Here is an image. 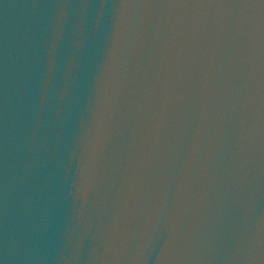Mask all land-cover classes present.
<instances>
[{
  "label": "water",
  "instance_id": "95a60500",
  "mask_svg": "<svg viewBox=\"0 0 264 264\" xmlns=\"http://www.w3.org/2000/svg\"><path fill=\"white\" fill-rule=\"evenodd\" d=\"M0 264H264V0H0Z\"/></svg>",
  "mask_w": 264,
  "mask_h": 264
}]
</instances>
